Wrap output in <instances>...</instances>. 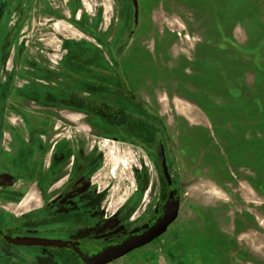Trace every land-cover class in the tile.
I'll use <instances>...</instances> for the list:
<instances>
[{
    "label": "rangeland",
    "instance_id": "1",
    "mask_svg": "<svg viewBox=\"0 0 264 264\" xmlns=\"http://www.w3.org/2000/svg\"><path fill=\"white\" fill-rule=\"evenodd\" d=\"M78 1L82 27L68 20L66 35L84 41L67 55L68 87L96 105L67 113V135L84 137V153L99 160L93 182L110 212L129 200L133 230L150 223L162 205L158 140L181 195L179 216L160 238L111 264H208L216 242L222 253L229 246L225 234L237 240L231 261L264 264V235L256 232L264 203V0H137L136 25L131 0ZM2 9L0 3V18ZM24 44L19 52L0 47V82L13 55L20 65L26 61L31 51ZM13 77L20 90L22 75ZM118 81L134 101L110 95ZM15 97L6 94L5 107L17 110ZM15 110L4 108L0 116ZM124 119L134 121L120 127ZM11 122L17 124V116ZM252 179L259 180L258 195L247 185ZM226 181L238 184L228 193L221 190ZM19 198L16 213L39 206L33 190H20Z\"/></svg>",
    "mask_w": 264,
    "mask_h": 264
},
{
    "label": "flooded vegetation",
    "instance_id": "2",
    "mask_svg": "<svg viewBox=\"0 0 264 264\" xmlns=\"http://www.w3.org/2000/svg\"><path fill=\"white\" fill-rule=\"evenodd\" d=\"M0 3L3 7L0 47L6 52L11 45L19 52L24 41L31 51L26 61H21L22 65L20 57L13 55L11 69L0 82V112L4 108L5 111L15 110L14 106H9L10 109L5 107L7 103L2 100L6 94L15 97V93L23 92L15 97V113H9L10 116L4 113L3 118L0 116V264H95L97 260L94 257L106 248L140 234L153 223L161 213L169 187L164 179L162 205L150 223L142 227L132 229L131 215L126 212L129 200L110 212L93 182L99 160L89 150L84 153L83 150L89 146L84 137L67 135V113L83 112L81 105L84 103L88 107L96 105L95 100L83 96L81 90L68 87L67 55L76 51V45L84 40L68 41L66 30L68 20L78 28L82 27L81 3L78 0H4ZM133 10V24L136 25L134 7ZM89 20L92 29L97 30V9ZM131 33L129 30L130 36ZM68 42L72 43L70 48ZM18 68L21 73L16 74L14 71ZM19 74L24 80L20 90L15 88L13 80V76L19 78ZM118 84L112 86L113 94L110 95L118 96L119 100L136 99L131 89L121 92V82ZM20 108L34 112L25 114L28 117L24 119ZM11 115L17 116V124L11 122ZM133 121L124 119L119 126H131ZM138 125L142 126V123ZM160 142L163 141L158 140V150ZM139 144L142 145L141 142ZM193 171L196 176L197 171ZM171 179L181 207L180 189L172 176ZM258 181L249 180L250 185L245 181L256 195L260 190ZM235 184L226 181L221 190L229 193ZM27 188L35 192L39 206L16 213L14 208L21 202L19 191ZM257 211L264 222V203H260ZM235 225L238 229V223ZM225 235L229 246L222 253L216 242L217 247L211 256L208 255V264H212V259L219 264H235L228 257L236 248L237 240ZM15 238L57 239L65 242L66 246L16 244ZM205 238L208 243L206 235ZM204 248L207 253L208 247ZM234 256L241 258L238 252Z\"/></svg>",
    "mask_w": 264,
    "mask_h": 264
},
{
    "label": "water",
    "instance_id": "3",
    "mask_svg": "<svg viewBox=\"0 0 264 264\" xmlns=\"http://www.w3.org/2000/svg\"><path fill=\"white\" fill-rule=\"evenodd\" d=\"M131 1L135 9V13H134L135 20L137 21V16H138L137 0H131ZM158 158L161 163L164 179L166 181L167 186L169 187L168 197L162 206L160 215L153 221V223L150 226H148L140 234H134L128 237L121 244L108 247L104 251H102V253L95 256L94 258L97 260L95 264L111 263L115 260L120 259L121 257H124L125 255L129 254L131 251L151 243L152 241L163 235L167 231L168 227L177 219L179 214L180 201L177 195V191L173 188V182L169 174L166 163L165 148L162 142H160L159 144ZM14 242L16 244H23V245H45L52 247L66 246L65 242L57 239L15 238Z\"/></svg>",
    "mask_w": 264,
    "mask_h": 264
},
{
    "label": "crops",
    "instance_id": "4",
    "mask_svg": "<svg viewBox=\"0 0 264 264\" xmlns=\"http://www.w3.org/2000/svg\"><path fill=\"white\" fill-rule=\"evenodd\" d=\"M237 37H239V39H240V36H238V35H236V38ZM238 39V38H237ZM238 41H241V40H238ZM196 42H197V40H196ZM199 42H200V39H198V42L197 43H195V45H194V49L193 50H195L197 47H198V45H199ZM242 42V41H241ZM218 47H220L221 48V50H223V51H225L226 53H228V51H229V47L227 46V45H220V46H218ZM232 49V48H231ZM199 52H201L203 55H205V56H208V55H206V51H200V50H198ZM226 55V54H225ZM245 75H247L246 73L245 74H243V76H245ZM229 89V88H228ZM230 91V90H229ZM230 143H231V141H230ZM248 217H250V216H248ZM248 220H251L250 218H248ZM247 225V224H246ZM264 225V222H263V220H262V217H261V215H259V223H258V226L256 227V232H258L259 234H262V235H264V233H260L261 231H264L263 229V226ZM242 229V228H241ZM252 229V228H251ZM253 229H254V227H253ZM228 235V234H227ZM229 236V235H228Z\"/></svg>",
    "mask_w": 264,
    "mask_h": 264
},
{
    "label": "trees",
    "instance_id": "5",
    "mask_svg": "<svg viewBox=\"0 0 264 264\" xmlns=\"http://www.w3.org/2000/svg\"><path fill=\"white\" fill-rule=\"evenodd\" d=\"M131 100H133L134 101V99L132 98ZM152 119L155 121V122H158L159 121V123L161 124V126H163V124H162V122L160 121V119H159V117H158V115L157 114H155V113H152Z\"/></svg>",
    "mask_w": 264,
    "mask_h": 264
}]
</instances>
